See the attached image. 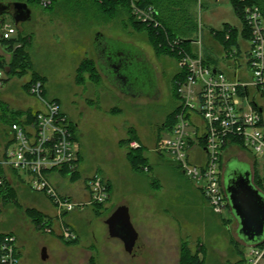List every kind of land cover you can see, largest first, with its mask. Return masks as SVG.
<instances>
[{
    "label": "rangeland",
    "instance_id": "1",
    "mask_svg": "<svg viewBox=\"0 0 264 264\" xmlns=\"http://www.w3.org/2000/svg\"><path fill=\"white\" fill-rule=\"evenodd\" d=\"M23 1L0 0V3ZM195 1L198 31L192 36L193 41L200 37L205 57L207 53L211 57L206 58L209 65L235 79L234 72L241 74L242 71L238 64L224 60L225 49L213 32L222 30L225 24L240 28L242 21L230 0ZM29 8L31 21L16 24L10 13L3 16L5 22L26 39L29 71L23 77L10 76L0 93V102L8 104L9 110L27 111H24L23 98L29 103L31 98L37 100V97L31 95L26 83L33 74L42 79L34 80L43 84L42 98L59 105L79 150L74 169L76 176L69 177V172L59 177L53 174V183L65 182L68 187L82 189L98 174L107 182L111 199L108 206H102L96 213L94 207L76 210L82 217L78 221L83 234L79 247L78 242L61 241L35 226L27 210L38 211L33 204L44 207L42 200L33 199L27 187H17L21 179L5 170L14 198H9V192L0 191V234L11 233L17 238L22 264H90L92 257L96 264H177L175 257L178 252L180 257L182 247L202 264H240L248 245L238 236V222L231 211L224 216L213 212L197 183L187 178L172 158L158 149V142L166 132L164 123L179 105L173 95L172 77L174 69L178 73V60L155 53L147 34L132 27L129 14L122 12L107 17L95 0H56L55 4L52 0L48 7L31 1ZM99 33L114 46L113 52L131 44L140 50L142 59L155 66L157 82L154 83L158 84L159 91L151 84L144 85L142 95L133 97L119 90L113 75L107 80L98 65L102 55L101 48L95 44ZM240 43L244 45L242 40ZM192 46L198 50L197 46ZM0 59L6 63L11 61V53L3 43ZM88 63L94 65L95 73L79 71ZM104 67L110 72L107 63ZM262 117L264 119V112ZM8 130V124L0 119V158L5 143L10 140ZM133 143L138 148H133ZM137 149L146 162L134 166L128 154ZM223 157L224 166L250 168L253 179L256 172L259 184L255 185L264 193V160L238 146L226 148ZM75 183L77 185H73ZM85 196L81 194V198L87 200ZM121 206L128 208L132 223L138 228L157 220L161 225L160 231L153 230L147 237L143 231V250L135 256L117 239L107 237L106 225L97 217L109 218ZM92 243V256L85 260L82 248ZM164 245L168 253L160 255L158 249Z\"/></svg>",
    "mask_w": 264,
    "mask_h": 264
},
{
    "label": "built area",
    "instance_id": "2",
    "mask_svg": "<svg viewBox=\"0 0 264 264\" xmlns=\"http://www.w3.org/2000/svg\"><path fill=\"white\" fill-rule=\"evenodd\" d=\"M38 2L48 7L52 0ZM130 10L135 21L154 28L161 26L154 7H141L137 0H130ZM4 15L0 14V44L19 36L17 29L5 22ZM242 16L250 32L249 50L241 52L239 46H232L224 51V60L238 64L242 71L241 74L234 72L235 79L206 63L200 37L191 43L198 47V50L193 48V54L179 50V73L184 78L176 82L179 105L175 124L158 142L159 151L171 157L183 174L197 183L208 206L222 216L231 211L223 182L225 149L232 145L243 147L264 160V16L256 5H246ZM226 39H230L228 34ZM180 43L176 40L172 46L179 49ZM20 46L15 44V47ZM9 79L6 63L0 66V92ZM26 84L42 109L31 111L30 118L23 117L9 129L11 143L0 158V190L9 179L5 170L16 174L31 192L47 197L57 212L58 231L46 219L43 233L57 232L63 241L74 242L77 235L65 225L62 217L78 209L104 206L110 200L108 184L101 175L91 177L86 185L88 198L84 202L57 191L51 176L64 169H69V177L73 175L79 159L78 145L59 105L42 98L43 84L32 78ZM195 118L202 127L195 125ZM195 145L205 149L204 166L190 158ZM132 146L138 148L136 143ZM244 261L245 264H264V239L247 247ZM0 264H22L17 238L11 233L0 234Z\"/></svg>",
    "mask_w": 264,
    "mask_h": 264
},
{
    "label": "trees",
    "instance_id": "3",
    "mask_svg": "<svg viewBox=\"0 0 264 264\" xmlns=\"http://www.w3.org/2000/svg\"><path fill=\"white\" fill-rule=\"evenodd\" d=\"M36 2L39 4L38 0H24L28 6L30 2ZM141 7L152 6L156 9L158 13L157 19L159 20L161 26L159 28H154L152 26H148L137 22L131 15L129 0H95L96 5L99 7L101 12H103L107 17L108 16H117L120 13L124 12L129 14L130 21L132 23V27L136 31L145 32L149 38V44L152 46L155 53L158 55H166L171 58H176L179 60L180 52L179 50H184L193 54L192 36L198 31V22L194 14L191 11L192 0H137ZM231 4L239 16L240 20L243 24V29L240 34L243 41H247L250 38V32L245 26L243 22V8L246 5H256L260 7L262 14L264 16V0H245L244 2L240 0H230ZM56 0H53L55 4ZM196 2V1H195ZM215 39L220 42L222 47L226 50L232 46H239L238 37L239 31L237 28L230 26L229 24H225L222 30L214 31ZM229 35L230 39L227 40L226 36ZM23 37H18V39L3 42L9 49L11 53V61L8 63L9 74L10 76H18L23 77L29 71V56L26 53V45L27 42ZM176 40H180L181 43L179 45V49L172 46V43ZM20 44V47H15V44ZM206 58L207 55H206ZM206 63L209 64L208 60ZM6 62L3 59H0V66L4 67ZM89 71L90 73H95L96 68L92 63H88L87 65H82L79 71ZM184 76L182 73H178L175 81H174V97L178 99L177 89L178 86L176 84L177 81L183 80ZM32 80H41L37 76L33 74ZM9 105L6 103L0 102V119L8 124V128L10 129L14 123L20 122L23 117L27 116L31 117V111L20 112L15 110H9ZM177 109L170 115L168 121L164 123L163 129L168 132L171 130L173 125L175 124V113ZM9 131V130H8ZM72 134L73 130L71 128ZM75 138V136H74ZM10 140L5 143L4 150L8 148L10 145ZM130 162L134 166L142 165L146 162L145 158H143L141 150H131L129 151ZM69 169H64L63 173L68 174ZM2 173V169L0 168V174ZM74 174V173H73ZM76 175L74 174L73 177ZM256 172L254 173V182L258 183ZM259 184V183H258ZM260 191L261 189L257 187ZM11 188L8 187V182L5 183V186L1 188L0 191L4 190L9 192L8 196L10 199L14 198V193L11 192ZM262 192V191H261ZM97 210L101 209L102 206H97ZM29 217L32 222L35 224L37 228H43V224L45 223V216L40 214L36 210H27ZM77 240L71 242L72 244H76ZM242 253V252H240ZM243 255V253H242ZM243 257V256H242ZM240 264H245L244 257L240 260ZM90 264H96L94 258L90 259ZM179 264H202L197 257H194L192 254H189L187 250L182 247L180 250V263Z\"/></svg>",
    "mask_w": 264,
    "mask_h": 264
},
{
    "label": "water",
    "instance_id": "4",
    "mask_svg": "<svg viewBox=\"0 0 264 264\" xmlns=\"http://www.w3.org/2000/svg\"><path fill=\"white\" fill-rule=\"evenodd\" d=\"M5 13H10L16 24L32 19V11L25 2L0 3V14ZM107 42L103 34L97 35L95 44L101 48L102 54L98 65L107 80L113 75L119 90L133 97L142 95L144 85L151 84L154 90L157 89L152 65L142 59L140 50L131 44L113 52L114 46ZM105 63L110 72L104 67ZM226 167L225 191L231 213L238 222L237 234L246 245H256L264 239V193L254 185L250 168L246 170L228 164ZM106 225L110 237L120 239L129 254H140L143 243L130 221L127 207H119Z\"/></svg>",
    "mask_w": 264,
    "mask_h": 264
},
{
    "label": "crops",
    "instance_id": "5",
    "mask_svg": "<svg viewBox=\"0 0 264 264\" xmlns=\"http://www.w3.org/2000/svg\"><path fill=\"white\" fill-rule=\"evenodd\" d=\"M194 1L195 0H192L191 2H192V4H191V11H192V13L194 14V10H195V7H194ZM233 27V26H232ZM235 28H237V27H235ZM238 29V31H241L242 32V29H243V24H242V22H241V27L240 28H237ZM219 31V30H218ZM19 36H20V34H19ZM18 36V37H19ZM241 40H242V37L240 36V34H239V38H238V43H239V48H240V50H241V52H246V51H248L249 50V41H243L244 42V45H241ZM1 46H3V45H1ZM193 48V47H192ZM221 48L223 49V47L221 46ZM224 51V50H223ZM207 55V57L208 58H211L209 55H208V53L206 54ZM204 56H205V52H204ZM206 58V57H205ZM213 62H215V61H213ZM215 68H217V67H215ZM177 69H178V73L180 72V69H179V66L177 65ZM218 69V68H217ZM176 70V69H175ZM177 73V74H178ZM1 93V92H0ZM28 96V95H27ZM29 97V96H28ZM31 98V97H30ZM23 100H24V105H25V107H24V111L25 110H32V111H36V110H40V109H42V106H41V104H40V102L38 101V100H36L35 98H31V100H30V102L29 103H27V101H26V99H24L23 98ZM36 105V106H35ZM36 107V108H33V107ZM26 112V111H25ZM195 125L199 128V127H202V123L200 122V120L198 119V118H195ZM233 148L234 147V145H232V146H228L227 148ZM190 158H191V160L194 162V163H196V164H198V165H200V166H204L205 165V163H206V152H205V149H204V147L203 146H194L193 147V149H192V151L190 152ZM11 174V173H10ZM54 174H56L58 177L59 176H66V174H64L63 172H56V173H54ZM104 178V177H103ZM71 178H69V180H70ZM88 179V178H87ZM87 179H86V181H87ZM61 180V179H60ZM254 180V179H253ZM23 181V180H22ZM21 180L20 181H17V187H19V188H22V187H27V185L24 183V182H22ZM71 181V180H70ZM60 184H58V183H54V185H55V187H56V189H57V191L62 195V196H65V197H69V198H71V199H73V200H75V201H77V202H84V201H86V200H84L83 199V197L81 198V194L83 195V193H84V196L85 195H87V198H88V194H87V192L85 191V188L86 187H84V188H79V186H72V187H68L67 186V183H65V182H60V181H58ZM23 183V184H22ZM78 183V182H77ZM77 183H75V184H73V185H77ZM72 185V184H71ZM86 186V185H85ZM28 191H29V193L30 194H32V198L34 199V198H38V199H40V200H42V202H43V205H44V207H42L41 205H38L37 203H35V204H33V206H35L34 208L35 209H37L38 211H40L44 216H45V219H48V220H50V222H51V224L54 226V227H56V230L58 231V226H59V224H58V222H57V212L55 211V209H54V207H53V205L51 204V202L49 201V199L47 198V197H45L44 195H42V194H33L31 191H30V189L27 187L26 188ZM86 197V196H85ZM84 197V198H85ZM111 199V198H110ZM84 200V201H83ZM110 201V200H109ZM109 201L105 204V206L107 205L108 206V203H109ZM38 207H41L40 209L38 208ZM118 209V208H117ZM117 209H115L113 212H112V214L117 210ZM79 212H76V211H74V212H72V213H69V214H65L63 217H62V221L65 223V225H67V226H69L75 233H76V235H77V244L76 245H78L79 247H80V239L82 238V236H83V234H82V231L80 230V228L78 227V221H80L81 220V215L80 214H78ZM95 213H96V211H95ZM111 214V215H112ZM96 216H97V214H95ZM129 216H130V214H129ZM97 217H99L100 219H101V221H102V223H104L105 225H106V221L108 220V218H102V217H100V216H97ZM130 221H131V223H132V219H131V217H130ZM132 225H133V227L135 228V230H136V232L138 233V235H139V237L142 239V237H143V231H144V234L146 235V237H147V234H151V231H153L154 230V232L156 231V230H158V231H160L161 230V225H160V223H158V220L157 221H153V222H151L150 224H149V226H147L146 225V227H142V228H138L137 226H136V224L134 223H132ZM106 229H107V237H110L109 236V231H108V226L106 225ZM164 229L166 230L167 229V226L165 225L164 226ZM140 230H142V231H140ZM160 233V232H159ZM48 235H51V234H48ZM52 235H54L55 237H57L58 239H60L61 240V238H59L58 237V234H57V232L55 233V234H52ZM95 236V235H94ZM111 239H117L122 245H123V247H124V244H123V242L120 240V239H118V238H112V237H110ZM62 241V240H61ZM144 242V241H143ZM145 243V242H144ZM166 243V242H165ZM160 244H162V242H160L159 243V245ZM83 246V245H82ZM143 246V245H142ZM144 246H145V244H144ZM94 247V244L92 243V244H90V245H87V246H84L82 249H83V252H84V254H85V260H89L90 258H91V256H92V251H91V248H93ZM145 248L146 247H144V250H145ZM141 250H143V249H141ZM158 251H159V254L160 255H165V253L167 254L168 253V250H167V245H164L162 248H161V246L159 247V249H158ZM175 260L177 261V264H179L180 263V257H179V252H178V257H175Z\"/></svg>",
    "mask_w": 264,
    "mask_h": 264
},
{
    "label": "flooded vegetation",
    "instance_id": "6",
    "mask_svg": "<svg viewBox=\"0 0 264 264\" xmlns=\"http://www.w3.org/2000/svg\"><path fill=\"white\" fill-rule=\"evenodd\" d=\"M150 65H152V71H153V75H154V77H155V80H156V82H157V72H156V69H155V66H154V64L152 63H150ZM174 72L172 73V77H173V81H175V78H176V76H177V73H176V71H175V69L173 70ZM158 84H156V86H157ZM157 89V91H159V89H158V87H156ZM226 172H227V167H226V165L224 166V170H223V182H224V186H225V180H226ZM253 183H254V181H253ZM254 185H255V183H254ZM256 186V185H255ZM257 187V186H256Z\"/></svg>",
    "mask_w": 264,
    "mask_h": 264
}]
</instances>
